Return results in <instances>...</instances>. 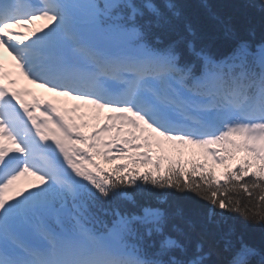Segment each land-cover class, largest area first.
<instances>
[{
  "label": "snow or ice",
  "instance_id": "6c2138e0",
  "mask_svg": "<svg viewBox=\"0 0 264 264\" xmlns=\"http://www.w3.org/2000/svg\"><path fill=\"white\" fill-rule=\"evenodd\" d=\"M37 19L51 26L23 34ZM224 32V53L198 45L182 0H0V52L77 102H27L0 59V264H264V245L225 215L264 228V39ZM186 146L215 165L245 158L222 183L207 162L186 172L168 155ZM137 180L207 207L135 210Z\"/></svg>",
  "mask_w": 264,
  "mask_h": 264
},
{
  "label": "trees",
  "instance_id": "16d2710c",
  "mask_svg": "<svg viewBox=\"0 0 264 264\" xmlns=\"http://www.w3.org/2000/svg\"><path fill=\"white\" fill-rule=\"evenodd\" d=\"M182 3L186 5L188 17L196 31L194 38L196 43L209 48L217 55L227 51L232 43L225 35V24L230 25L238 34L245 37L248 36V30L252 28L255 30L252 39L257 42L264 39V12H261L259 8V0H207L208 9L201 7L202 0H182ZM204 160L206 161L205 157ZM100 163L102 166L106 165L102 161ZM128 192L144 205L161 208H175L178 205L185 208L207 207L203 200L191 192L181 194L171 189L156 188L141 191L130 188ZM225 215L249 242L257 246L264 245V228L245 223L239 216L229 213Z\"/></svg>",
  "mask_w": 264,
  "mask_h": 264
},
{
  "label": "rangeland",
  "instance_id": "374dc122",
  "mask_svg": "<svg viewBox=\"0 0 264 264\" xmlns=\"http://www.w3.org/2000/svg\"><path fill=\"white\" fill-rule=\"evenodd\" d=\"M26 82H27V84H29L30 86H37L36 84H31V83H29L28 80H27Z\"/></svg>",
  "mask_w": 264,
  "mask_h": 264
}]
</instances>
